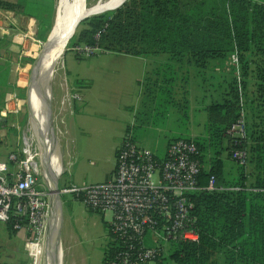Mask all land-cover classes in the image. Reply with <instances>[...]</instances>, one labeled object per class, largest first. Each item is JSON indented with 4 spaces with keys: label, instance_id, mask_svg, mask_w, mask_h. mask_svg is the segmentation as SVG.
Segmentation results:
<instances>
[{
    "label": "trees",
    "instance_id": "obj_1",
    "mask_svg": "<svg viewBox=\"0 0 264 264\" xmlns=\"http://www.w3.org/2000/svg\"><path fill=\"white\" fill-rule=\"evenodd\" d=\"M53 5L54 0L0 1L4 8L36 18L41 40L51 28ZM93 16L79 23L75 42L127 54L168 53L198 68L209 59L223 62L237 55L240 88L236 68L228 65L224 69L232 76L207 106L205 134L194 139L200 151L199 186L213 176L220 188L190 194L198 241L169 239L166 252L164 241L147 244L159 246L156 264H166L165 257L175 264H264V0H126L115 10ZM4 66L0 64V72ZM154 74L152 116L158 118L159 108L172 106L187 119V98L173 100L175 66L163 65ZM241 110L245 136L234 138L227 129ZM236 149L246 151L244 164L232 157ZM13 223V218L5 223L8 230L15 231ZM110 244L103 264L117 248L115 242Z\"/></svg>",
    "mask_w": 264,
    "mask_h": 264
},
{
    "label": "built area",
    "instance_id": "obj_2",
    "mask_svg": "<svg viewBox=\"0 0 264 264\" xmlns=\"http://www.w3.org/2000/svg\"><path fill=\"white\" fill-rule=\"evenodd\" d=\"M37 29L36 18L0 6V40H9L18 49L19 59L10 63L15 86L21 85L18 72L23 68L24 58L33 57L32 53L36 54V49L43 43L36 35ZM75 48L87 55L98 50L97 46L88 44L83 49ZM230 61L231 67L236 68L240 88L235 53L231 54ZM79 98V94L65 88L61 102L70 105L73 99ZM26 101L27 95L21 99L14 91H8L1 117L19 112ZM227 134L234 138L245 136L244 110L227 129ZM17 152L9 153L10 164L0 161V222L14 219L13 229L23 232L28 264H33L34 248L42 249L39 262L44 252L52 193L45 182L46 172H41V151L33 137L23 134L22 147ZM199 154L194 140L178 138L170 142L165 157L159 159L152 150L140 147L127 132L117 151L115 170L107 180L86 186L63 187L58 189V194L71 193L91 210L111 212L109 232L117 248L107 264H147L160 251L158 245L147 244L149 240L157 244L169 239L198 241L190 194L198 190L220 189L213 176L205 186H199ZM232 157L244 164L247 153L236 149Z\"/></svg>",
    "mask_w": 264,
    "mask_h": 264
},
{
    "label": "crops",
    "instance_id": "obj_3",
    "mask_svg": "<svg viewBox=\"0 0 264 264\" xmlns=\"http://www.w3.org/2000/svg\"><path fill=\"white\" fill-rule=\"evenodd\" d=\"M3 43L5 46L0 47V64L3 63L8 67L7 82L12 84V82H14L12 79L13 66L10 65V63L19 59L17 54L18 49L16 46L12 45L9 40H4ZM3 48H6V50L4 49L2 52ZM88 56L94 58L88 60L90 69L86 73L78 75L76 79L69 82L64 76L61 82H59V84L57 83V85L60 86L61 95L58 96L55 101L56 108L51 110L52 118L56 130V137L60 146L62 142H64L66 147H68V134H70L72 130L74 131L76 129L79 134H84L87 132V126H92L98 131V135L106 140L105 144H107V148L102 149V152L106 154L103 159L105 162L98 169V175L93 177L94 171H91V169L88 174L80 176V165L78 161L75 162L74 160L72 167L74 166L75 171H70V178H68L67 181V184H69L68 186H86L107 180L115 170L117 151L127 132L131 133V130L135 129L137 126L154 125L151 116L154 113L156 101L154 94L156 87L152 84L154 82L153 80L156 79L154 72L163 65L172 64L177 71V81L174 88L173 100L179 102L183 97L188 100L187 119L183 117L184 121L188 124L187 130L183 131L179 128L171 130L168 128L169 131L163 132V128H158L160 130V135L154 145L147 143L145 136L136 137L134 133H131L133 140L140 147L152 150L157 158L163 159L172 140L177 138L194 140L196 137L205 134L197 135L194 132V128L201 122L195 118V115L200 112H205L207 122V106L213 100L218 99L219 92H211V89L205 88L199 84L198 76L199 74L202 75L203 70L202 68L196 67V63L193 61L187 62L186 59L176 61L170 58L168 53L127 54L99 49L92 54H88ZM230 62L229 58L223 62L217 59H209L204 68L208 67L210 70L213 69L216 71L218 69L222 71L224 68H227L228 65L232 66ZM224 70L228 71V69ZM205 81L207 80L205 79ZM64 82H66L65 85ZM19 87L25 90L23 86L20 85ZM65 88L79 94L80 98L73 99L70 105L62 104L61 99ZM148 88L150 90H148ZM225 88L226 85L222 86L220 90H225ZM110 96L118 98L117 116L114 120L112 119L113 124L108 128L106 125H96L95 122L99 120L98 117L104 115V113L94 110L93 108H105L107 103L104 99ZM19 98L24 99L26 96H19ZM3 107L4 105L2 108ZM2 108H0V111ZM168 109L167 113H169L172 119V116H177V108L170 106ZM93 115H95V117H92ZM176 116L175 120L178 119ZM89 120L94 121V123H88ZM66 154L67 156L70 155L68 151ZM60 156V160L63 159L64 155L62 152H60ZM223 157L225 158V164L228 163L227 165L229 166L231 161L226 157V152L223 153ZM62 162L61 160V170L59 174L64 168ZM69 162V160L66 161V163ZM76 170L78 172H76ZM0 234L4 236L2 246L5 245L6 251H8L5 258L10 260H0V264H15V246L17 250L20 249L21 253H23L24 262L26 263L28 257L26 255L23 232L16 230L10 231L4 223L3 226H0ZM61 242L63 243L62 239Z\"/></svg>",
    "mask_w": 264,
    "mask_h": 264
},
{
    "label": "rangeland",
    "instance_id": "obj_4",
    "mask_svg": "<svg viewBox=\"0 0 264 264\" xmlns=\"http://www.w3.org/2000/svg\"><path fill=\"white\" fill-rule=\"evenodd\" d=\"M0 1H14V0H0ZM96 0H83L85 6H89ZM60 0H54L53 5V16H52V24L51 28L44 40H42V44L36 49V54L33 57H26L23 60V67L19 73V84L24 86V89H21L17 84H9L7 82L8 75V67L4 66L0 74V108L4 105V95L8 91H14L18 96L28 97V84L30 81V77L32 75V66L37 61V57L41 55L43 44L45 43V48L47 47V37L54 27L56 18H57V8ZM93 16V15H92ZM85 20V19H84ZM83 22V20L81 21ZM79 22V23H81ZM79 26V24L77 25ZM77 27L75 28V30ZM71 34L70 38L66 41L64 50L60 57L55 62L52 75L49 81V90H50V100H51V110L56 108L55 101L58 96L61 95L60 86L57 85L61 82L62 78H65L69 81L76 79L78 75L86 73L89 67V61L92 56H88L83 52H79L75 47L79 46L80 48H84L86 44L75 42V32ZM51 34V33H50ZM50 36V35H49ZM49 38V37H48ZM4 41V40H0ZM48 45V44H47ZM99 50V48H98ZM97 50V51H98ZM43 51V50H42ZM100 53V52H97ZM42 56V55H41ZM27 65H24L26 64ZM3 64V63H1ZM24 65V66H23ZM28 66V67H27ZM202 75L199 74L198 82L200 85L205 88L211 89V92H220L222 86L226 85V81H228L229 77L232 76L230 71L225 70H213L207 68H202ZM194 72V69L192 68ZM225 77V78H224ZM205 79L207 81H205ZM205 81V82H204ZM28 82V83H27ZM104 101L107 103L105 108H93L104 115L98 117L95 123L100 124V126H107V128L113 124L114 118L117 116V106H118V98L110 96L106 97ZM53 106V107H52ZM172 109V108H171ZM164 108H159L158 111L161 114L158 116H152V120L155 121L154 125L150 124V126H137L135 129L131 130V133L135 134L136 137H144L147 143L154 145L155 141L159 138L160 130L158 128H163V132L169 131L168 128L172 129H181L187 130V123L184 121L183 116H181L178 109L177 111V120H175V116L170 117L167 110ZM169 110V109H168ZM179 112V113H178ZM92 117H95L93 115ZM195 118L200 120V124L194 128V132L197 135H201L205 133V122H206V113L200 112L195 115ZM53 119V118H52ZM113 119V120H112ZM94 121L89 120L88 123ZM125 125V124H124ZM19 126V129L17 128ZM54 134L56 136V130L53 126ZM175 131V130H173ZM23 134L28 137H33L34 143L38 145V136L35 133L33 135V124L31 121V110L30 103L26 101L23 104L22 110L17 113H9L6 117H1L0 115V161H4L7 164H10L9 161V153L14 150V152L19 151L22 147V137ZM35 136V137H34ZM68 147H66L65 143L62 142L61 146L59 145L58 139L56 137V164L59 162L61 164V160L63 161V170L58 175L57 179V187L61 189L63 187H67L68 178H70V171L74 170V160L79 163V172L80 176H84L91 171H94L93 177L98 175V169L105 162L104 157L106 154L102 152V149L107 148V144L105 138H102L98 135V131H96L92 126H87V132L84 134H79L76 129L71 131L68 134ZM16 149V150H15ZM61 150V151H60ZM70 153L67 156L66 152ZM60 152L63 153V159H59ZM18 153V152H17ZM59 153V154H58ZM106 153V152H105ZM21 154V153H20ZM21 156H23L21 154ZM69 160V163L66 161ZM41 163V162H40ZM228 163H226L227 165ZM42 167V163H41ZM43 174V168L41 169ZM76 172H78L76 170ZM43 179L45 177L43 176ZM42 181V180H41ZM46 183L49 182L46 180ZM50 187V185H48ZM52 193V192H51ZM59 201L61 207V222H60V246L62 250V259L61 264H103L105 252L108 247L111 245V235L109 232L108 222L111 218V212L105 211H96L89 209L84 203L80 200L76 199L71 193H63L59 194ZM4 223L0 222V226H3ZM61 239L63 243L61 242ZM4 240V236L0 234V260L10 261L5 258V255L8 254L6 251L5 245L2 246V241ZM171 242L164 241L162 245L163 251L170 248ZM44 252L41 256V260L39 262V256L34 260L33 264H47L46 258V250L43 248ZM8 250V248H7ZM15 264H24V255L21 253L20 249H16L15 246ZM42 250H40L41 253ZM166 252V251H165ZM40 253L37 252L38 255ZM27 255V254H26ZM164 255H167L165 253ZM29 259L25 264H28ZM166 264H175L174 261L165 257ZM2 264V263H1ZM6 264V263H4ZM147 264H156L155 260L148 262Z\"/></svg>",
    "mask_w": 264,
    "mask_h": 264
},
{
    "label": "bare ground",
    "instance_id": "obj_5",
    "mask_svg": "<svg viewBox=\"0 0 264 264\" xmlns=\"http://www.w3.org/2000/svg\"><path fill=\"white\" fill-rule=\"evenodd\" d=\"M122 0H96L89 6H85L83 0H60L58 4L57 18L48 38L46 48L45 43L41 50V55L37 57V61L32 66V75L29 81L28 102L30 103L31 121L33 124V135L36 133L38 141L44 145L45 151L49 150V165L47 180L51 188L54 187V177L61 170L60 163L56 162V152H52L53 143L49 138L47 130V103L50 97L49 81L53 74V67L57 59L64 50L65 43L69 35L73 32L75 24L79 18L87 14L105 11ZM108 12V11H107ZM104 14V12H103ZM94 17V16H93ZM28 67V66H27ZM35 137V136H34ZM58 201L54 198V209L58 214ZM58 215H56V218ZM42 250V249H41ZM34 260L39 256L40 249L34 248ZM52 248L49 253L46 252L47 264H54V256H52ZM59 262L61 264V250L58 252Z\"/></svg>",
    "mask_w": 264,
    "mask_h": 264
},
{
    "label": "water",
    "instance_id": "obj_6",
    "mask_svg": "<svg viewBox=\"0 0 264 264\" xmlns=\"http://www.w3.org/2000/svg\"><path fill=\"white\" fill-rule=\"evenodd\" d=\"M125 1L126 0H122L119 3L113 5L112 7L106 9L105 11L95 12V13H91V14H87L85 16H82L81 18H79L77 20L75 27H74V30L77 27V25L79 24V22H81L85 18H88L92 15L101 14V13L109 11V10H115V9L119 8L120 6H122ZM50 33H49V35H50ZM71 34L69 35L68 39L70 38ZM49 35H48V37H49ZM48 37H47L46 41H48ZM53 126H54V124H53V119H52L51 100L49 97L48 103H47V130L49 133V138L52 140V143H53L52 152H56L55 148L57 145L56 144L57 141H56V136L54 134ZM38 145H39V149L41 151L42 168L46 173H48V165H49V161H50L49 160V153H48L49 150L45 151L44 145L40 142H38ZM58 157H60V154ZM60 166H61V164H60ZM58 175L59 174H57L54 177V181H53L54 187L53 188L50 187V190L52 192V194H51V211H50L49 218H48L46 238H45V250H46V252L49 253V250L52 248V253H53L52 256H54V262H55L54 264H58V262H59L58 252H59V250H61V246H60L61 207H60V205L58 206V214H56L55 209H54V198H56L58 201V204H60L58 187H57ZM56 215H58L57 218H56ZM61 254H62V250H61ZM61 259H62V257H61Z\"/></svg>",
    "mask_w": 264,
    "mask_h": 264
}]
</instances>
